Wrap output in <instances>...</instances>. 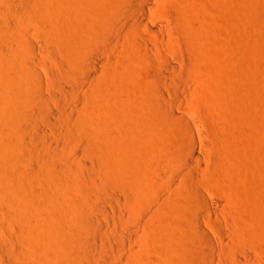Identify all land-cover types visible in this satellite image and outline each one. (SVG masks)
<instances>
[{
  "label": "rangeland",
  "instance_id": "obj_1",
  "mask_svg": "<svg viewBox=\"0 0 264 264\" xmlns=\"http://www.w3.org/2000/svg\"><path fill=\"white\" fill-rule=\"evenodd\" d=\"M26 1V3L22 0L0 1V58L3 59L0 64H6L0 66L6 67V70L9 67L8 74L15 77V79L20 78L18 80L22 83L17 86L10 83V80H8L10 76L7 73L5 75L8 77L1 79V75H4L6 71L4 69L5 72H1L4 67L0 68V74L2 73L0 75V106L2 107V114H0V158H2L1 156L5 158L4 156L7 155L8 151L15 150V153H12L19 158V161L17 160L18 164L22 165L25 162L21 167L22 169L20 168L21 165H17V162L16 164L12 163L11 160L14 161L13 155H11L13 159L10 155H7L10 156V158L6 157L8 163L10 166L11 164L19 166V170H25L21 173H25L27 176L28 174L30 176V172L33 171L34 173L36 171L34 168L52 169L53 163L58 168L60 165V167L63 165L73 167L74 162H79V160L89 163V170H82L93 177L91 180L94 181L92 183L96 184L97 189L95 191L90 190L91 193L90 191L85 193L84 196L88 195L86 196L88 198V205H86L88 209L86 208V211L89 210L87 212L90 218L98 217L100 223L103 224L100 227L90 220V234L92 237L98 238L99 242L101 241L99 246L110 242L114 249V253H110L109 249L106 250L107 252H103L107 255L108 261H100L99 264H264V229H261L264 226V93L262 92L264 91V0H160V2L157 0L160 3L155 5L157 15L154 13L149 20L154 28L152 33L155 40L152 41L153 43L141 44L143 48L138 49L139 46L134 43L135 41L122 36V34L118 35L120 33L118 32L120 31L119 27L116 28L117 30L114 29L116 32L113 31L115 37L113 38L118 39L114 41H117L116 46H119L116 57L127 63V65L131 64V66L127 70L120 69L116 74H113V72V75L111 74L108 79L105 77V71L108 58L116 53V51H114L115 53L112 51L113 46L103 50L95 47L92 52H84L83 59L73 67L71 74L69 76L64 74L67 70H65V67L63 70V65L60 63L68 55L62 53V51H65L58 49L57 46H51V49L47 44L49 40H45L48 37L47 30L50 25L47 11L52 2L50 0ZM65 1L66 4H70V0ZM72 3L74 2L71 0ZM158 5L159 8H157ZM156 8L160 10V13H157ZM28 14H30V17ZM111 17L116 24L118 23L117 25L124 22V16L120 14H111ZM126 22L127 24L131 23L129 20ZM9 24L17 25L11 26L12 29L14 27L16 30L18 28L24 29L18 30L20 32L17 35L18 37H9L8 33L11 29ZM163 28L165 29L163 30ZM182 29H186L185 31H188L189 35ZM67 31L64 32L65 35L68 34L67 36L62 35V32L60 33L62 38L64 37L66 40L70 38L71 41L72 36L75 37V34ZM4 35H6V38H10L9 40L12 43H9L11 41H7ZM256 36L258 39H256ZM39 39L40 41H38ZM1 40H4L3 44H1ZM14 43L17 44L16 47ZM241 47L245 49L242 50ZM53 49L54 54H52ZM141 49H143V52ZM194 49L198 53L194 52ZM105 51L108 54L107 56ZM245 53L246 55H244ZM11 55H18L24 57V59L27 57L25 60L34 61V64L31 62L35 67L34 73H30V76H24V74L20 76L22 72L20 68L22 67H19L18 64L14 65L16 62L13 56L11 58ZM53 56L59 58L56 57V60ZM97 56L101 59V64L98 67V72L95 73L90 65ZM164 56L170 62L178 65V71H180L176 82V94L170 87L162 86L160 80V72L165 71L161 65V59ZM244 57H246V60L248 58L247 64ZM13 62L15 63L13 64ZM244 68H246L245 72ZM12 71H14L13 74ZM246 71L251 72L246 73ZM70 76L72 77L70 78ZM54 78H58L57 80L61 83L64 82L66 86L67 84L68 86L74 84L72 87L75 88V91L77 90L68 95L69 113L66 110L63 111L60 105L55 103L57 102L55 94H60V91L53 89L54 87L51 86L53 85L52 80H55ZM6 81H9V84ZM91 81H96L104 88V91L108 93V99L102 101L99 98L102 102L96 105L87 101L88 98L86 99L85 96H87L88 91L85 90L90 89L88 87L92 86ZM34 83H38V85ZM154 86L159 88L157 90L162 91L166 101L173 103L170 110L169 106H164L165 103L161 101V104L156 105L153 102L154 104L149 105L148 92L154 89ZM236 86H239L238 89L241 90L236 95L238 99L235 97L236 101L239 100L237 103L232 97L233 92L235 93L236 90L234 88H237ZM205 90H211L215 95L214 100L207 106L198 102ZM14 93L17 99L14 97ZM74 93L75 95H73ZM24 94L28 95L27 98ZM76 94H78L77 97ZM42 97L59 115L64 114V116H67L69 114L75 115V117L79 115L78 118L80 117L86 122V126H83V129L87 128L86 132L83 133L80 127V129L78 127V129L74 128L77 129L75 132L76 138L74 137L75 141L74 139L69 141V138L60 130V127H54L48 123L41 126L35 121H31L32 123L29 122L30 127L28 128L29 125L27 124L28 126L25 129L27 128V131L35 133V137L30 136L29 133H24L25 129L23 130L22 125L20 126L23 130V133L21 132L23 136L21 137L23 139L22 145L12 147L14 149L11 151L6 147L2 149L3 144L8 146L9 143L6 144L7 139H5L4 133L8 130L15 131L19 126L12 125V121L15 120H12L14 106L21 105L27 110L38 112L41 106L40 102L43 101ZM21 98L25 101L23 104H20ZM239 102L240 104H238ZM150 107L154 109V112H161L165 108L166 111L169 110L175 115L176 119L171 128H168V126L163 128L162 135L152 134L148 138L144 155L158 164L163 153L168 151L171 145L179 143L181 137L194 136L195 146L193 149L199 155L200 160L197 163H192L194 167L192 170L195 173L198 171L196 176L201 191H203L202 197H199L197 202L198 204L193 201L194 199L192 200L193 188L188 179L187 169L179 163L173 165V172L179 176L177 180L171 182L168 176V168L165 166V170H163V167H160L158 174L157 171L155 172L156 185L152 190L150 199L142 198L141 200L129 201L124 194V190L133 193L135 192L134 187L125 183L126 185H123L120 188L121 190L111 189L107 182L109 165L107 163L99 165L97 156H94L95 159L93 157L96 154L91 155L92 153H90L88 139L95 134V130H97V133L100 130L106 131L110 136L120 134L122 138H132L134 130H144L149 125L152 112ZM56 122L59 123V120L56 119ZM112 122H114V125H110ZM188 122L190 127L187 124ZM20 129L19 131H22ZM228 129L234 131L237 129V134L242 132L241 135L243 134L244 139L241 140L242 136H240L241 138L236 137V132L228 131ZM231 135L233 137L230 140L227 139ZM234 136L239 140L237 139V141ZM218 140H220L219 143ZM231 140H233L232 142L236 140V142L232 143ZM26 141H29L30 144ZM243 141H246V143ZM70 142H73V144H70ZM229 142L233 146L236 144V150ZM241 142H243L242 145H240ZM58 143L66 144V146H58ZM220 143H223V146ZM224 143H228L229 146H224ZM237 144L241 155L238 154ZM35 148H38V150ZM4 149L8 151L6 152ZM29 149L30 152H28ZM25 150H27V153ZM102 155L100 154V156ZM47 158H50L49 161ZM96 158L98 163H96ZM121 159L119 158V162L120 160L122 162L117 164L123 166L122 168L126 170L130 169V160L125 156ZM6 160L1 159V163H7ZM1 163L0 170L2 169L3 173L0 172V200L6 203L0 201V204L3 203L0 205V264H19V262L15 263V260L12 261L13 263L9 261L14 252L23 261V253L25 252L24 258L25 254L29 253L26 254L30 256L29 260L26 256L25 262L19 259L20 263L26 264L28 260L27 264H58L60 260L55 257L58 262L54 258H52L53 261L48 260L47 257L45 259L44 256L45 260H41L42 257L38 259L37 255L35 256V253L31 251L34 248H30V244L24 248L26 242L23 243L22 241H27V238L23 239L26 237V233L29 232L28 234L32 235L33 227L39 225L40 218L38 217L41 215H37L40 213V209H38L40 202L38 204L36 197H34L35 199L31 197L30 189L26 183L27 179H25L27 176L24 175V178L21 173L16 171L19 174L17 175L15 169H13L14 174L13 172L10 173L6 170L10 166ZM117 164L114 167L118 166ZM1 165L6 168H1ZM15 166L13 165L12 168ZM5 170L11 176L6 174ZM74 170H77L79 174L82 171L79 168ZM12 176L16 177L13 178ZM42 184L36 183L39 189L45 187ZM73 190L71 188L69 195H73L74 198L81 196L82 193ZM9 196L10 198L14 197L17 203H21L20 205L27 211L28 216L13 210V204L10 203ZM1 197L6 199L8 197L7 201L9 203ZM117 198L120 202L116 201ZM218 200L221 204L223 203L218 206L219 208L215 206ZM204 202L210 204L212 215L202 205ZM221 207L228 208V212ZM48 211L44 214L42 212V216L48 220L51 215L50 218L53 220L52 216L54 214L52 212L49 214ZM78 215L77 220H83L86 217L83 215L85 216L83 218L81 213ZM192 223L200 229L202 228L209 235V241L215 247V251L211 252L209 248H207L209 252L207 250L206 252L197 251L193 259L182 263L181 261L187 253L193 251L194 242L199 241ZM217 223L220 224V229L217 228ZM72 224L69 225L70 228H73L74 225L77 228L75 223ZM28 227H32V230L30 228V231ZM48 230L50 231L49 228ZM73 230L75 231L74 228ZM123 234L132 237L131 240L126 241L125 246L122 245V242L114 241V238L121 241ZM15 240L17 241L15 242ZM47 241L46 243L50 242V240ZM80 242L84 249L90 250L87 248L90 247L88 244L84 246L83 240H80ZM99 246L97 253L101 251ZM244 249L248 250L249 257L244 255ZM171 250H179L178 255L181 260L174 258Z\"/></svg>",
  "mask_w": 264,
  "mask_h": 264
},
{
  "label": "bare ground",
  "instance_id": "obj_2",
  "mask_svg": "<svg viewBox=\"0 0 264 264\" xmlns=\"http://www.w3.org/2000/svg\"><path fill=\"white\" fill-rule=\"evenodd\" d=\"M50 1L52 2L51 3L52 7L50 6V8L47 11V13H48L47 15H49L48 18H49L50 25H49V28L47 30L48 37L45 40L46 41H47V39L49 40V42L47 41V44L50 47L51 46L52 47H56L57 46L58 49L60 48L61 50L63 49L65 51V52L62 51V53H66L68 55L60 63L61 65H63V70H64V67H65V70H67L66 73H64V74H66L68 76L71 74L72 69H74L73 67L78 62H80L83 59L82 57H83L84 52H89V51L92 52L93 48L95 49V47L96 48L98 47L97 49L100 48V50L101 49L103 50L104 48H108L109 49V46H110V48H111V46H113L112 48L116 49V50L112 49L113 52L116 51V53L114 52L115 54H113V56L115 55V57L110 56V58H108L109 60L107 61V67H106L107 69L105 71V75H106L105 77L107 79L109 77H111V74L113 72H114L113 74H116L117 71H119L120 69H123V70L129 69L131 64L127 65V63H124L121 59L116 57L119 46L118 47L116 46L117 45L116 44L117 41L115 42L114 40H118V39H114L115 37L113 36V34H114L113 31H114V29L117 30L116 29L117 27L120 28V31H118L120 33H118V35L122 34V36H124L126 38H130V40H132V41H135L134 43H136L137 46H139V47H137L138 49H140V47L143 48L142 47L143 44H149L150 42L155 40L154 39V35L152 33V32H154V28H153V25L149 22V20H150L151 16H153V14L156 12L155 5L158 3L157 0H72V2H74L72 4H71V0H70V4L69 5L65 3L66 2L65 0H50ZM158 1L160 2V0H158ZM22 2L26 3L27 1L26 0H22ZM28 3H29V1H28ZM161 3H163V2H161ZM158 4H160V3H158ZM42 5H41V7H42ZM46 5H48V4L46 3ZM157 8H159V5H158ZM19 9H20V7H19ZM1 10H2V8H1ZM29 11H30V9H29ZM157 11H158L157 13H160V10L157 9ZM12 12H13V10H12ZM12 12H10V13H12ZM40 12H41V10H40ZM42 13H43V11H42ZM13 14H15V13H13ZM111 14H114V15L115 14L116 15L120 14L121 16H124L123 17L124 18V22L121 25L120 24L117 25L118 23L116 24L114 22V20L111 17ZM29 15L30 14H28V16ZM11 17H13V15H11ZM127 20L131 21V23L127 24V22H126ZM9 25H10V28H11L9 30L10 33H8V31L6 30V32L9 34V37L17 36L18 33H20L18 30L19 29H24V28H18V30H16L15 27H14V29H15L14 30V29H12L14 24H12V25L9 24ZM14 26H17V25H14ZM22 26H23V24H22ZM22 26H19V27H22ZM161 26H162V24H161ZM2 27H3V25H2ZM7 28H8V26H7ZM159 29H161V28H159ZM164 29L165 28H163V30ZM182 30L185 31L186 29H182ZM66 31L71 33V34H73V33L75 34V37L72 36V38H71V41H73V42L70 41L69 37H67V38H69V40H66L64 37H63L64 39L62 38V35H65L64 32L66 33ZM161 31H162V29H161ZM3 32H4V30H3ZM60 32H62L63 34L61 35ZM114 32H116V31H114ZM185 33L189 35L188 31L187 32L185 31ZM54 34H55V36H57L58 38L60 37V38L59 39L56 38L54 36ZM58 35H61V36H58ZM67 35H65V36H67ZM21 36H23V35H21ZM25 36H26V34H25ZM155 37H156V35H155ZM4 38H6V35H4ZM44 38H45V36H44ZM73 38H74V40H73ZM191 38H193V37H191ZM6 39H7V41H11V40H9L10 38H6ZM23 39H25V37H23ZM256 39H258V37ZM3 41H2L1 44H3ZM38 41H40V39ZM188 41H190V40H188ZM9 43H12V41L9 42ZM9 43H8V46L10 45ZM190 43H191V41H190ZM262 44H263V42H262ZM15 45H17V44L14 43V46ZM14 46H13V48H14ZM52 47H51V49H52ZM46 48H48V47H46ZM54 49L52 50L53 51L52 54H54ZM244 49L245 48H242V50H244ZM257 49H259V48H257ZM20 50H21V47H20ZM141 50L143 52V49H141ZM13 51H11V52H13ZM149 51H151V50H149ZM193 51L197 52V50H195V49ZM50 52H51V50L49 51V53ZM145 52H146V50H145ZM4 53L8 54L7 52H4ZM105 53H106V51H105ZM197 53H196V55H197ZM34 55H35V53H34ZM107 55L108 54L106 53V56ZM244 55H246V53ZM12 56L15 59L14 61L16 62V63L13 62V64L15 63L14 65L18 64L19 67H22V68H20V69H22V72H21L20 76L22 74H24V76H26V75L30 76L29 75L30 73H32V72L34 73V71H35L34 68L35 67H34V65H32V63L34 64V61L32 62V60L31 61L25 60L27 57L24 59V57H21V56H18V55H11V58H12ZM106 56H104V57H106ZM32 57L35 58L34 56H32ZM53 57H55V56H53ZM111 57H113V58H111ZM57 58H59V57H57ZM57 58H56V60H57ZM244 58H245L244 60H246V57H244ZM1 59L2 58H0V63L3 62V59L2 60ZM62 59H63V56H62ZM244 60H243V62H244ZM4 61H6V60L4 59ZM247 61H248V58L246 60V64H247ZM249 61H250V59H249ZM100 64H101V59L99 58V56H97V58H95V60L92 62V65H90L95 73L98 72V67H99ZM0 65H4V64H0ZM161 65L163 66V69H165V71L163 70L162 72H160V75H159L161 83H162V86L170 87L172 90H174L173 92L176 94V92H177L176 82H177V78H178V73L180 72V71H178L179 70L178 67H177L178 65L170 62V60L166 59L165 56L163 57V59H161ZM3 67L0 66V68H3ZM4 69H5L6 72L4 71ZM9 69L10 68L8 67L7 70L9 71ZM89 69H90V67H89ZM245 69L246 68H244V72H245ZM7 70H6V67H4L3 71H1V70L0 71L1 72H5L4 75L6 73H7V75H9L8 74L9 72H7ZM18 70H19V68H18ZM18 72H20V71H18ZM250 72L251 71H249V72L246 71V73H250ZM13 73H14V71H12V74ZM4 75L3 74L1 75V79H6L8 77L7 75H5V78H4ZM71 77L72 76H70V78ZM84 78L88 79L86 77H84ZM90 78L95 79L94 77H90ZM18 79H20V78H16L15 79V77H11V76L8 77V80H10V83H13L14 85L16 84L15 86H17L18 84H22L21 81L18 80ZM57 79L58 78H56L54 81L52 80L53 85H51L52 87H54L53 89H56V90L60 91V94H55V100L57 101L55 103H58L63 111L66 110L67 113H69L70 109H68L69 108L68 107V102H69L68 95H70V93L76 92L77 90L75 91V88L72 87V86H74V84L71 85V86L69 85L70 86L69 87L68 84L66 86V85H64V82L61 83V81H59ZM2 81H4V80H2ZM6 82H8V84H9V81H6ZM25 82H28V81H25ZM91 83H92V86L88 87L90 89H88V90L86 89L85 90L86 92L88 91L87 92V96H85L86 99L88 98L87 101H90L91 103L93 102L96 105L97 103L98 104L101 103L104 99H108V96H107L108 93H106L104 91V88L101 87L99 85V83H97L96 81H93V82L91 81ZM23 84H26V83H23ZM34 84H36V83H34ZM36 85H38V83ZM27 86H28V84H27ZM238 87L234 88V90L236 89L235 93L233 92L234 95L232 96V97H234V99H235V97H237L236 99H238V96H236V95H238V93L241 92V90L238 89ZM155 88L156 87L154 86V89H151L148 92V97L150 98L149 99L150 100L149 101V105L151 106L152 104H154L153 102H155V104L158 105V104H161L160 103V101H161V102L165 103L164 106H166V107L169 106V110H170V108L172 107L171 105L173 103H169L168 101H166L165 97L162 94V91L161 90H157L159 88H156V89ZM111 92L112 91L110 90V93ZM262 92L264 93V91H262ZM73 95H75V93ZM77 95L78 94H76V97H77ZM15 96L16 95L14 93V97ZM25 96H26L25 98H27L28 95H25ZM214 96L215 95L211 92V90L210 91L205 90L204 93H203L202 98L198 99V102H200L201 105L202 104H206V106H207V104H209L211 101L214 100ZM80 97H81V94H80ZM18 98H19V95H18ZM99 98L102 100L101 102H100ZM42 99H43V97H42ZM42 99H41V101H42ZM236 99L234 101H236ZM35 100H37V99H35ZM237 101H239V100H237ZM237 101H236V103H237ZM23 102H25V101L23 100V98H21V103L20 104H23ZM90 102H88V103H90ZM238 104H240V102ZM40 105H41L40 106V110L38 112H35L33 110L32 111L27 110L25 107H22L21 105L20 106H14V113H13L14 117L12 118V120H14V119L15 120L12 121V125L13 124L14 125L16 124V126L19 125V126H17V128H19V129L21 128L20 126L23 125L22 127H23V130H24L25 127H27L30 124L29 122H31V121H35L36 123L40 124L41 126L43 124H45V123H48V124H51L54 127H60L61 128L60 130L65 133L67 138H69V141L70 140L73 141V139H74V137L76 135L75 132H76V130L79 127L82 128V129H80V128L79 129L82 130L83 133H84V131L86 132L87 128L83 129V126L84 127L86 126V122L83 119H81L80 117L78 118L79 115L77 117H75V115L72 116V115H69V114L67 116H64V114L63 115H61V114L59 115L58 113H55L56 111L54 112V110L51 108L50 104L46 101V99H43V101L40 102ZM204 107H205V105H204ZM150 108L152 109V107H150ZM166 110L167 109L164 108L161 112H156V111L154 112V109H152L151 110L152 112L150 114L151 117H150L149 125L144 130H139V131L138 130H134L133 134H132V138H122V135H120V134H118V135L113 134V135L110 136L106 131L100 130L99 133H97V130H95L96 132L93 130L92 132L93 133L95 132V134H93V133H91V134H93L95 136L93 137V135L92 136L90 135L91 137H90V139H88L89 140V144H90V153H92L91 155L96 154V155H93V157L97 156V158L99 159V165H103L105 163H107L109 165V167H108L109 171H107L109 173V174L107 173L108 174L107 175L108 176L107 182H108L109 186L111 187V189H114V190L118 189L119 190L121 187H123V185H126V184L127 185H131L132 187H134L135 192H133V193H130L128 190H127L128 191L127 192V191H125L123 189L124 190V194L127 196L129 201L130 200L133 201L134 199H140L141 200L142 198L150 199L152 190H153L154 186L156 185L155 172L157 171V174H158V170H160V167H163V170H165V166L168 168V170H169L168 176H169V179L171 180V182L174 181V180H177L179 176L175 172H173V165H176V164L179 163L180 165H183L187 169L188 179H189V182H190V184L192 185V188H193L192 200L194 199L193 201H195V203L198 204L197 202L199 201V197H202L203 191H201V186H200L198 177L196 176V173L198 171L195 173L194 170H192V168H194L192 163L193 162L197 163L200 160L199 155L193 149L194 146H195L194 136L189 135V136L181 137L180 138L181 141L179 143L171 145L168 148V151H165L163 153V155L161 157V160H160V162L158 164L154 163L153 161H151L149 159L148 156L144 155L146 147H147L148 138L152 134H155L157 136L158 135H162L163 134V132H162L163 128L165 126L166 127L168 126V128H171V126L173 125L172 123H174V121L176 119L175 115H173L169 110L168 111H166ZM0 114H2V107L1 106H0ZM56 119L59 120V123L56 122ZM9 124H8V126H10ZM187 124L190 127V123L188 122ZM110 125H114V122H112ZM29 127H30V125L28 126V128ZM17 128H16L15 131L12 130L14 132L8 130L7 132L4 133L5 134L4 137H5V139H7L6 144L8 142L9 143H8V146L7 145L5 146V144H3L4 146L2 147V149L4 147H6V148H9L8 150L11 151V150L14 149L12 147L20 146V144L23 142V139L21 138V137H23L21 135V132L23 133V130L21 128L20 130H22V131H19V129H17ZM74 128H77V129H74ZM232 129H234V128H232ZM28 130H30V129H28ZM231 130L228 129V131H231ZM16 131H18V132H16ZM232 131H234V130H232ZM236 131L238 132L237 129H236ZM236 131H234V132H236ZM237 132H236V135H237L236 137H240V136L243 135V134L241 135L242 132L238 133L240 135H238ZM2 133H3V130H2ZM24 133H27V134L29 133V135L32 136V137H35V135H36L35 133H33L31 131H27V128L25 129ZM229 134H230V132H229ZM232 135L227 137V139L229 138V140H230V138L233 137ZM42 137H43V135H42ZM236 137L234 136V138L237 140L238 138H236ZM243 139H244V136H242L241 140H243ZM220 140H222V139H220ZM220 140H218L217 142L219 143ZM236 140L234 142H232L233 140H231V142L235 143ZM10 141H11V143H10ZM74 141H75V139H74ZM224 141H226V140H224ZM28 142L26 141V143H28ZM231 142H229V144ZM243 142L246 143V141H243ZM243 142H241L240 145H242ZM26 143H24V144H26ZM14 144H16V145L13 146ZM28 144H30V143H28ZM70 144H73V142L72 143L70 142ZM224 144H225L224 146H226V145L229 146L228 143H224ZM60 145H62L63 147L66 146V144H64L65 145L64 146L63 143L62 144L58 143V146H60ZM221 145L223 146V143ZM230 145L233 146V144H230ZM235 145L233 147H235ZM9 146H11V147H9ZM62 146H61V148H62ZM25 147H28V146L26 145ZM33 148H34V146H33ZM238 148H239V145L237 144V149ZM5 149H4V151H6ZM35 149L38 150V148H35ZM239 149H238V154L241 155L240 154L241 152L239 153ZM235 150H236V147H235ZM14 151H12V152H14ZM25 151L27 153V150H25ZM8 152H7V155H10V156L13 155L12 152H9L10 154ZM28 152H30V149H29ZM31 153H33V152L31 151ZM100 154H103V155L100 156ZM0 155H1V152H0ZM7 155L4 156L5 158H3V156H1L2 158H0V163H1V159H4V160L7 159L6 160L7 163H1V164H5L6 166H10V164L8 163V158H10V156H7ZM27 155H29V154H27ZM32 155H34V154H32ZM30 156H31V154H30ZM124 156L127 159H129L130 162H131L130 169H128V170L122 168L123 166L121 167V165L117 164L119 162V158L121 159ZM6 157H8V158H6ZM13 157H14V161L15 162L13 160H11V159H13L12 156H11L10 160L12 161V163L16 164L17 160L19 161V158L16 155L15 156L13 155ZM95 157H94V159H95ZM179 157H180V159H179ZM23 158H25V157H23ZM97 158H96V160H97L96 163H98V159ZM47 159L49 161L50 158H47ZM181 159H182V161H181ZM25 160H27V159H25ZM121 160H120L119 164L122 162ZM240 160H241V158H240ZM18 163L19 162H17V165L20 166L21 164H18ZM24 163L20 166V168L24 165ZM15 164H11V166L8 167V168H11V169H8V168L4 167V165L3 166L1 165L2 166L1 168H6V170H8V172H10V173L13 172V169H15L14 170L15 172L18 171V173H21L22 171H25V170H19L20 169L19 166L17 167V165L15 166ZM70 164H72V162H70ZM70 164H69V166H70ZM115 164H117L119 166V168H118V166L114 167ZM13 165L15 166L14 168H12ZM60 166H59V168L57 166L55 167V165L53 163L52 164V169H46L45 167H43V168L42 167L41 168L38 167V169L34 168V169H36V171L33 173V171L31 170L32 172H30L31 173L30 176L28 174L29 177L24 172H23L24 174H22V173H21L22 175L20 174L23 177H24V175L27 176L26 178L25 177L24 178L27 179V181H28L27 182L25 180L26 183L28 184L27 185L28 188L30 189L29 193H30V195H32L31 196L32 198L36 197V200H37L36 202L38 204L40 202V205L38 206L39 207L38 209H40L39 210L40 213L37 216H40V215L42 216V212L44 214V213H46L47 210H49L48 211L49 214H51L50 212H52L54 214V216H52L53 220H51V218H50L51 215L49 217L50 219L48 218V220H47V218H45L43 216L42 217L41 216L38 217L40 219H39V225L37 224V226H36L37 228L34 226L33 230H32V227H30L31 230L33 231V233L30 230V228L28 227V229L31 231L32 235H29L28 234L29 232L25 231L27 233H26V237L24 236L25 238H23V239L25 240L27 238V241L26 240L22 241L23 243L26 242V243H24L25 244L24 248H26V245L30 244L31 245L30 248H34L35 249V250L33 249L31 251H33L35 253V256L37 255L38 259H40V257H42L41 260L42 259L45 260L46 257H47L48 260L50 259V260L53 261L55 258L56 259L58 258L57 260H60L59 262L55 259L56 262H58V264L59 263L60 264H86V263L87 264H99L100 261L101 262L102 261L103 262H107L108 261L107 260V255L105 253H103V252H107L106 250L109 249L110 253H114V249L112 248L113 245L111 246V243L108 241L110 244L109 243H105V244L103 243L104 245L100 244L101 246H99V243L101 241L99 242L97 240L98 238L96 239L95 236L92 237L91 234H90V225H91L90 224V220H92L93 223L98 224V226H100V227L103 226V224L100 223V220H99L98 217L94 216L93 218H90L89 217V213L87 212L89 210L86 211V208H87L86 205H88L87 204L88 198H86V196H88V195H86V196H84V195H85V193H88L90 190H94L95 191L97 189L96 184L94 185V183H92V182H94V181L91 180V178H93V177H91V175H88V173L84 172L85 170L86 171L89 170V167H90L89 163L88 162H81V160H79V162H74V166L73 167H68V166H64V165L62 167H60ZM76 168L77 169L79 168L80 170L83 169L84 171L82 170L83 172L81 171L80 174H79V172L77 170H74ZM1 171L3 173L2 169L0 170V172ZM29 171H28V173H29ZM8 172L6 171V174L11 176V174L8 173ZM15 172H13V174ZM16 174H17V172H16ZM17 175H19V174H17ZM15 177L16 176H14L13 178H15ZM18 179H20V178H18ZM36 183L37 184L38 183L39 184L43 183L42 186L44 185L45 187H42V188L39 189L37 187ZM171 187H172V185H171ZM71 188H73L75 190V192L82 193L81 196H79L78 198H74L73 195H69L70 191H71ZM78 193H75V194H78ZM90 193H91V191H90ZM1 198H3V197H1ZM4 199L7 201L8 197H7V199L4 197L3 200ZM9 199L11 201L10 203L13 204V210L14 211H16V212H18V213H20L22 215L28 216V214L26 213L27 211H25L24 207H22L20 205L21 203L20 204L17 203L16 199L14 197L10 198V196H9ZM0 201L4 202L2 200H0ZM116 201L117 202L119 201L118 198L116 199ZM4 203H6V202H4ZM7 203H9V202L7 201ZM1 204H3V203H1ZM222 204L218 200L215 203V206L218 207V206H220ZM202 205H204V207L210 213V207H211L210 204L204 202V204H202ZM224 207L223 208L221 207V208L224 209ZM224 210L226 212H228V208H225ZM80 213L82 214L83 218L85 216L86 217L83 220L79 219L80 220L79 221L77 219H78V216H79L78 214H80ZM210 214L212 215V213H210ZM7 215H8V212H7ZM83 215H85V216H83ZM53 217H55L56 219L53 218ZM71 223H73V224L75 223L76 224L77 228L75 227V225L73 227L75 229V231L73 230V228H70L71 226H69V225ZM27 226H30V225H27ZM216 226H217V228L220 229V224L219 223H217ZM192 227L195 228V231H196L195 233L197 234L196 236H198L199 241H195L194 242L193 251L191 250L190 252L187 253L185 258L181 261L182 263L187 262L189 259H193V257L196 255L197 251L199 252L201 250V252L202 251L206 252L207 248H209V250L211 252L215 251V247L209 241V235L206 232H204V230L202 228H201L202 229L201 230L199 227H197L195 225L192 226ZM48 228L50 229V231L52 230L53 232L51 231L52 232L51 233L48 230ZM261 229H264V226H262ZM257 230H259V229H257ZM260 232H262V231H260ZM21 234H23V233H21ZM27 234L29 235V237L30 236L31 237L29 238ZM28 239H29V241H28ZM131 239H132V237L130 235H124L123 234L121 241H119L116 238H114V241L115 242H117V241L118 242H122V245L125 246L126 241H129ZM47 240H50V242L46 243V242H48ZM80 240H83L84 246H85V244L86 245L88 244V246H90V247H87V248H89L90 250H87L86 248L84 249L83 245L81 246ZM16 241L17 240H15V242ZM27 242H29V243H27ZM19 243H21V242H19ZM21 244H18V245H21ZM98 246L101 248V251L99 252L100 254L97 253ZM244 250H245V252H243V253H245L244 255L248 256V254H247L248 250L247 251H246V249H244ZM20 251H21V249H20ZM29 251H30V249H29ZM94 251H96V252H94ZM21 252H23V251H21ZM14 253L13 254L10 253V254H12V256L9 254L11 256V258L9 257L10 258V260H9L10 263L13 260H15L16 261L15 263L19 262V264H24V263H20V262L21 261L25 262L27 257H28L27 259L29 260L30 256L26 255V254H29V253L25 254V258H24V253L25 252L23 253L24 261L22 260V258L20 259L19 257H17L16 253L15 254ZM18 253H19V250H18ZM179 253H180L179 250H171L172 256L174 258H176V259L181 260V258L178 255ZM20 254H22V253H20ZM177 255H178V257H177ZM43 256H44L45 259L43 258ZM249 256H250V254H249ZM17 258H18V261H17ZM52 258H54V259H52ZM27 261H26V264H27ZM44 262H47V261H44Z\"/></svg>",
  "mask_w": 264,
  "mask_h": 264
}]
</instances>
